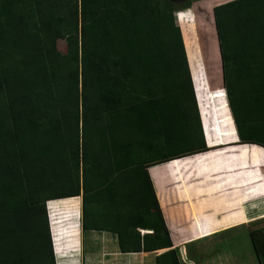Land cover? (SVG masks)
<instances>
[{"label": "trees", "instance_id": "trees-1", "mask_svg": "<svg viewBox=\"0 0 264 264\" xmlns=\"http://www.w3.org/2000/svg\"><path fill=\"white\" fill-rule=\"evenodd\" d=\"M190 6L0 0V264H56L47 200L80 194L82 228L88 227L89 204H102L101 228L117 235L121 252L165 249L156 264H180L146 167L208 149L202 130L199 139L192 131L198 106L174 19V12ZM214 19L224 66L227 44L259 42L264 48V0L217 5ZM58 38L67 41L61 55L51 48ZM105 119L104 139L88 141L89 127ZM121 119L140 142L123 136ZM177 132L183 147L146 155L168 144L157 142V135L174 142ZM124 169L134 172L127 176ZM260 176L241 179V193L264 194L252 188ZM64 182L70 187L52 190ZM250 207L261 209L253 202ZM192 224L171 230L186 235L194 232ZM249 230L264 264V237Z\"/></svg>", "mask_w": 264, "mask_h": 264}, {"label": "crops", "instance_id": "crops-1", "mask_svg": "<svg viewBox=\"0 0 264 264\" xmlns=\"http://www.w3.org/2000/svg\"><path fill=\"white\" fill-rule=\"evenodd\" d=\"M228 1L231 0H220L217 5ZM179 11L183 12L184 10ZM179 11L175 12V16L178 25L182 29L183 42L198 106L199 119L196 123L193 121L192 131L196 133L199 139L200 130H202L208 149L173 158L171 159L175 160L173 163H167L171 161L168 160L147 165V174L152 181L180 264H185L180 248L183 257H185L184 247L198 241L209 243L208 250L215 249V252L212 254L213 256L211 254L205 256L200 262L197 260L194 264H260L250 235L249 222L258 216L256 219L264 218V215L260 216L264 210V194L254 193L248 197V193H241L245 188L242 187L244 183L241 184L240 181L244 179L245 182H248L250 176H259L260 174L261 178L258 177L260 179L255 182L252 188L257 192L264 191V48L259 42L257 47L243 41L238 42L235 47L227 44L224 66L217 34L218 52L216 57L219 59L221 67L222 83L220 85L219 82H214V86H208L210 84L203 83L199 75L203 71L202 60L204 57L202 48L200 49L198 43L197 27L191 31L183 22V17L179 16ZM185 31H187V34ZM215 31L217 32L216 29ZM191 32L194 34L190 35L191 38H189L188 33ZM224 73L227 87L224 84ZM195 85L197 90H195ZM206 97H209V100ZM206 100H208L207 103H212V100H215L217 105L211 106V109H209L212 104L208 105ZM212 110H214L216 116ZM219 112L224 114L219 115ZM174 137L175 143H177L176 141L184 142L182 134L178 135L177 132ZM209 144L216 145L210 147ZM244 147L247 150H242ZM186 159H192L191 167L187 164ZM179 174L182 176L181 180L177 177ZM190 191L193 192V195L187 196L184 194ZM158 193H163L164 198H160ZM170 193L176 195H170ZM206 194H209V197ZM193 202L195 204L208 202L210 207L201 222L200 231L202 233L198 230L190 231L186 235H181L180 232L173 234L166 221L163 207L166 205L167 208L183 210L189 208ZM252 202L259 205L261 209H252L250 207ZM51 204H53V208H51ZM89 207L91 213L87 220L88 227L82 228V194L47 200L54 251L56 249L53 237L54 225L57 226L62 238L60 249L77 251L78 255L81 252L83 239L84 248L87 250L93 246L92 243H95L96 237L104 240L107 233H114L101 228V225H105L103 220L97 221L98 218L96 217L99 214H101V217L105 215L103 213L104 206L90 203ZM220 213H224V215L219 216ZM54 219L56 221H53ZM58 219L62 221L61 227L57 224ZM190 223L188 226H190ZM212 224H214V227L211 230L208 229ZM180 228L188 227L185 224ZM67 238L70 239L66 240ZM233 241L244 243L245 246L242 247L241 245L233 248ZM219 245H221L220 248ZM103 247L104 241L102 242ZM126 253L141 254L145 252Z\"/></svg>", "mask_w": 264, "mask_h": 264}, {"label": "rangeland", "instance_id": "rangeland-1", "mask_svg": "<svg viewBox=\"0 0 264 264\" xmlns=\"http://www.w3.org/2000/svg\"><path fill=\"white\" fill-rule=\"evenodd\" d=\"M171 1H173L177 5H180L186 1H191L190 9L183 8V9H180V10H184L183 12L179 10L178 11H179V16L181 18L183 17L184 19L183 22L185 23V25H187L190 28L191 31L192 29L197 27L198 43L200 44V49L202 48V53L204 57V59L202 60L203 71L199 75L201 76V80L203 81V83H206V85L210 84L208 86H214V82H219V84L221 85L222 83L221 82V67H220L219 59L216 57V53L218 52V48H217L218 40H217V32L215 31L216 28H215V20H214V8L220 0H171ZM175 14L176 13L174 12L175 23L178 25L177 17L175 16ZM180 30L183 36L181 27H180ZM185 32L187 34V31ZM193 34H194L193 32H191L190 34L188 33V37L191 38L190 35H193ZM51 48H52V51L57 54L61 55V54L66 53L67 51L66 39L58 38ZM195 88H196V85H195ZM197 98H198V95H197ZM206 98L209 100V97H206ZM208 100H206V103L208 102ZM215 103H216L215 100H212V103L211 102L207 103L208 105L212 104L210 105L209 109H211V106L214 107L215 105H217ZM212 112L214 115L216 114L214 113V110H212ZM222 114L224 113L219 112V115H222ZM122 120L123 119L118 120L117 124L119 127L122 124L125 126V128L122 127V129L124 128L122 130L123 136L125 138L131 137L132 139L131 144L136 143L134 142V138L136 139V141L139 140L140 142L142 139L141 135L135 134L134 128H131L130 124H129L130 126H128L124 122L122 123ZM106 121L107 119H105L104 122L100 120L99 122H97L98 125L96 127H92V126L89 127L88 129L89 132L87 133V136L89 138L88 141H91L94 137L99 140L104 139V137H102L101 135H106L108 132ZM104 126L106 127L105 129H104ZM156 140H158L157 142H161V143L168 142V144L166 146H162L161 148H155V149L153 148L152 150H149L146 155L149 156L150 158H153L156 156L158 157L159 155L166 153V152L176 151L178 150L179 146L181 145L184 146L183 141H176L177 143H175V141L172 142V140L168 141L166 134H164L163 136L157 135ZM132 148L134 149L135 147H132ZM129 150H131V148H129ZM135 152L139 153L138 150H135ZM210 155L214 156L213 154H210ZM186 162L188 165H190L189 167H191L192 159H186ZM132 171L134 172V170L132 169H124L123 173L124 174L126 173L127 176H131L130 174ZM177 177L179 178V180L182 179V176H180V174ZM69 187L70 185H68L67 182H64V184H57L55 187H53L52 190H56L58 188H69ZM191 191L186 192L184 194L187 196L193 195V192ZM197 193L198 192L196 191V194ZM171 194L173 193H170V195ZM173 195H176V194H173ZM206 196L209 197V194L208 195L206 194ZM58 203H60V201H58ZM52 207H54L53 204H52ZM208 207H209L208 202H199L196 204L193 202L190 204L189 208H184L183 210L176 209V208H167V207H163V208L166 209L167 211L166 214H168L167 216H169L170 218V219H167L168 217L166 218V221L170 228L173 227L175 229L177 227L180 230H183L180 227H183L185 224L188 225L190 222H192L193 224L191 226V230L195 231L201 228V222L202 220H204V215H206V213L208 212V209H210V207L209 208ZM205 208L207 209L205 210ZM218 215L219 216L224 215V213H220ZM100 216L101 214H99L98 216L99 218L97 219V221L102 220L104 218ZM172 219H174V221H172ZM53 221H56V219H54ZM57 222H58L57 223L58 226L61 227L62 221L58 219ZM194 222H197V223H194ZM249 228H251L257 234L258 238L264 237V218L253 220L251 223H249ZM145 232H149V230H146V229L140 230L141 234ZM113 234L107 233L105 235L104 240H101L100 238L96 237L95 243H92L93 246L87 250L86 248H84V239H83L82 248H81V252L79 255L77 254V251H70V250H66L65 248L62 250L60 249L59 253H55L58 249V245H55L56 249L54 253L56 257V264H156V256L165 250V249H160V250L151 251L148 253L145 252L141 254L124 253L120 251L119 246L117 244L118 243L117 238H116L117 236ZM53 235H54V232H53ZM170 237H171V234H170ZM70 238H67V240H69ZM61 241H62V238L60 235L59 237V242H60L59 247L60 248L62 247ZM103 241H104V247L102 248ZM232 244H233V248L235 246L236 247H239L241 245L242 247L245 246L244 243H235V241H233ZM218 247L220 248L221 245H219ZM208 248H209V243H205V241H201V242L198 241V242L190 243L184 247L185 257H183L181 248H180V253L182 255V258L185 264H194L195 262H197V260L200 262V260L203 259V257L205 256H208L210 254L211 256H213L212 254H214L215 249H212L209 251ZM224 248H227V247H224Z\"/></svg>", "mask_w": 264, "mask_h": 264}, {"label": "bare ground", "instance_id": "bare-ground-1", "mask_svg": "<svg viewBox=\"0 0 264 264\" xmlns=\"http://www.w3.org/2000/svg\"><path fill=\"white\" fill-rule=\"evenodd\" d=\"M210 145V144H209ZM216 144H214V145H210V147H214ZM50 203H53V202H50ZM51 208H53L52 207V204H51ZM53 217V216H52ZM55 223V222H54ZM53 232H54V239H55V245H58V249H57V251H56V253H59L60 252V247H59V244H60V242H59V237H60V232L58 231V228H57V226L56 225H54L53 226ZM67 240V239H66ZM71 244V243H70ZM73 255V254H72ZM58 256H60V255H58Z\"/></svg>", "mask_w": 264, "mask_h": 264}, {"label": "clouds", "instance_id": "clouds-1", "mask_svg": "<svg viewBox=\"0 0 264 264\" xmlns=\"http://www.w3.org/2000/svg\"><path fill=\"white\" fill-rule=\"evenodd\" d=\"M53 245H54V243H53Z\"/></svg>", "mask_w": 264, "mask_h": 264}]
</instances>
